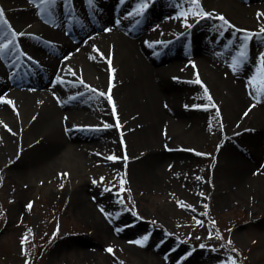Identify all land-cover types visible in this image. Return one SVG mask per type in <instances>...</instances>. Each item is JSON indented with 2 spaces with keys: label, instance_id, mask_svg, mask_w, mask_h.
Listing matches in <instances>:
<instances>
[{
  "label": "bare ground",
  "instance_id": "6f19581e",
  "mask_svg": "<svg viewBox=\"0 0 264 264\" xmlns=\"http://www.w3.org/2000/svg\"><path fill=\"white\" fill-rule=\"evenodd\" d=\"M2 1L4 181L24 180L46 189L67 171L74 212L119 241L120 234L102 226L101 213L114 211L109 195L85 178L114 167L130 177L135 197L142 191L194 189L195 153L186 144L196 140L199 119L225 113L230 123L248 115L244 120L252 126L221 132L226 145L241 134L244 154L231 146L217 157L215 169H221L212 183L229 190L217 195L220 203L252 197L264 204V92L254 67L264 21L260 28L253 25L255 12L264 13V0H156L150 6L149 0H49L33 10L25 6L37 0ZM139 8L143 15L137 14ZM64 21L74 28L72 41L59 34ZM188 22L192 28L170 42ZM222 24L232 34L229 44L217 34ZM242 33L249 38L243 61L234 51L238 41H246ZM20 194L18 201L23 189Z\"/></svg>",
  "mask_w": 264,
  "mask_h": 264
},
{
  "label": "rangeland",
  "instance_id": "374dc122",
  "mask_svg": "<svg viewBox=\"0 0 264 264\" xmlns=\"http://www.w3.org/2000/svg\"><path fill=\"white\" fill-rule=\"evenodd\" d=\"M254 19L253 25L260 28L258 23L264 21V13L257 10ZM189 24L184 30H189ZM228 28L225 24L217 27V34L227 44L232 39ZM262 34L260 30L258 36ZM241 36L245 38V34ZM243 44L244 41H238L234 48L241 61L247 51L246 46L241 50ZM258 50L254 67L261 78L259 88L264 92V43ZM230 120L227 122L225 113H208L199 119V129L194 128L196 140L186 144L195 153L194 189L167 193L159 190L155 195L142 191L135 197L129 186L130 177L114 167L106 170L105 178L96 171L94 178H85L90 187L98 186L96 190L109 195L114 211L100 212L102 226L120 234L119 241L106 235L105 230L89 226L74 212L75 200L69 193L72 184L67 171L44 189L29 181L13 178L4 181L0 167V264H157L153 258L161 264H264V204L252 197H246L245 203L235 197L220 203L217 195L224 196L229 190L222 185L217 189L212 183V175L216 177L221 169H215L217 157L223 158L231 146L238 154H244L238 138L241 134L228 145L220 134L240 129L244 123L243 127L252 126L247 120L235 122L233 117ZM87 127L98 129L84 128ZM173 144L179 143L176 140ZM113 154L117 156L119 148ZM31 184L34 186L30 187ZM21 189L23 195L18 201ZM189 204L193 207H188ZM225 205L228 206L223 208Z\"/></svg>",
  "mask_w": 264,
  "mask_h": 264
},
{
  "label": "snow or ice",
  "instance_id": "6c2138e0",
  "mask_svg": "<svg viewBox=\"0 0 264 264\" xmlns=\"http://www.w3.org/2000/svg\"><path fill=\"white\" fill-rule=\"evenodd\" d=\"M30 2H31V0H30ZM193 3H197V0H193ZM201 15H204V13L203 12H201L200 13ZM219 19H221V20H224V18L221 16V17H218ZM3 19V13L2 12H0V20H2ZM4 23H7L6 21H3ZM225 23H227V21H224ZM245 39H248V37H245ZM6 47V46H5ZM3 49L2 48H0V51H2ZM93 91H95V90H93ZM210 99V98H209ZM105 127H108V125H105ZM110 159H112V157H109ZM109 251H111L110 249H109Z\"/></svg>",
  "mask_w": 264,
  "mask_h": 264
}]
</instances>
